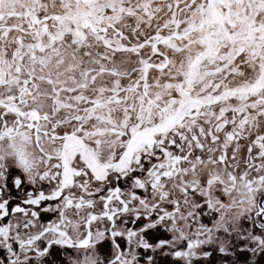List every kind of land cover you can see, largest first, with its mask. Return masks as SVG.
<instances>
[{
  "label": "snow or ice",
  "instance_id": "6c2138e0",
  "mask_svg": "<svg viewBox=\"0 0 264 264\" xmlns=\"http://www.w3.org/2000/svg\"><path fill=\"white\" fill-rule=\"evenodd\" d=\"M5 141L0 264H264V0H0Z\"/></svg>",
  "mask_w": 264,
  "mask_h": 264
},
{
  "label": "rangeland",
  "instance_id": "374dc122",
  "mask_svg": "<svg viewBox=\"0 0 264 264\" xmlns=\"http://www.w3.org/2000/svg\"><path fill=\"white\" fill-rule=\"evenodd\" d=\"M7 141L4 142L3 147H0V156L7 155L11 156V149L7 147ZM76 257L72 259L71 264H94V262L99 261L98 253L94 247H89L87 249H76ZM81 256L85 257L81 260Z\"/></svg>",
  "mask_w": 264,
  "mask_h": 264
}]
</instances>
